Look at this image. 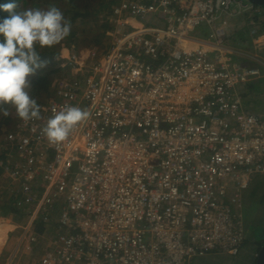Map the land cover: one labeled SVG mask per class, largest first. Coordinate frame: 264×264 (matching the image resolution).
<instances>
[{
	"label": "built area",
	"instance_id": "1",
	"mask_svg": "<svg viewBox=\"0 0 264 264\" xmlns=\"http://www.w3.org/2000/svg\"><path fill=\"white\" fill-rule=\"evenodd\" d=\"M253 8L119 0L105 50L62 52L39 118L0 136L7 198L28 215L23 253L43 243L40 264H188L241 252L242 192L264 173V113L245 106L239 87L262 71L184 41L205 26L222 37V16ZM65 106L86 118L50 143L43 128Z\"/></svg>",
	"mask_w": 264,
	"mask_h": 264
},
{
	"label": "rangeland",
	"instance_id": "2",
	"mask_svg": "<svg viewBox=\"0 0 264 264\" xmlns=\"http://www.w3.org/2000/svg\"><path fill=\"white\" fill-rule=\"evenodd\" d=\"M119 0H111V2L117 3ZM246 2H249L245 0ZM69 0H18L16 11H23L26 9H47L49 7L55 6L59 8L62 13L64 7L67 8L66 5ZM76 2H79L82 7H84V4L86 3V0H77ZM90 2V1H88ZM96 2V1H95ZM91 3L92 5L95 3ZM112 3V4H114ZM70 16V13L64 14V17L66 20H68V17ZM108 19V18H107ZM105 19L101 14H99L98 20H93L92 17H78L76 21L71 25V30L75 29V32L77 34V42L79 43L78 47L68 44L67 39L65 38L62 40V47L61 51L63 53H67L68 50L66 48H72L75 50H82L83 55H86L88 53L87 49H94L97 51H103L106 49V47L109 44V31L110 29L105 28L103 26V23ZM223 21H226L227 24L223 25V28L225 30L230 31H236L237 34H240L241 36H248L249 32V24L247 21V16L245 14H239L235 16H228L224 15L222 16L218 21L217 24L222 23ZM258 28V26H257ZM199 28L194 33H191V36H194L195 38H201L206 39L207 37L204 35H200L202 32V29ZM200 35V36H199ZM263 35H260L258 40H262L264 44V37ZM97 38L100 39V42H97ZM64 42H67L66 44ZM232 43V41H229ZM236 45V43H233ZM70 45V47H69ZM248 42L240 43L241 47H244V49L252 52L255 56L261 57L263 59L264 54V46L261 45L259 49L256 51L253 47L249 48ZM257 57V58H258ZM234 59L237 60V56L234 55ZM264 64V63H263ZM254 84V95H250L249 98H246L247 105H249L250 110L255 113H264V76L258 77L253 82ZM28 90V89H27ZM41 101H44V96L39 97ZM260 101L261 104H260ZM41 104H43L41 102ZM261 105V107H260ZM15 125V124H14ZM14 126H3L0 128V136L5 131L13 128ZM253 180L251 182V185L248 187L247 190H244L242 192V198H243V209L242 212L244 214V221L246 225V245L243 249V251L237 255H230L226 253H216L211 255H203L200 257H195L191 260V264H256V262L253 259V253L254 251L257 253L260 250L261 243L264 242V173L255 174L253 175ZM6 184V178L3 174L0 175V202L4 201L3 197L7 193L2 192L3 187ZM4 194V195H3ZM6 198V196H5ZM4 198V199H5ZM4 218H0V264H7L10 254V250H13L15 247V243L13 242L14 239H17L18 236H20V230L21 228L18 226L17 228H14L12 224H17L18 220L15 216L9 215L3 216ZM24 220V219H23ZM22 220V221H23ZM21 221V222H22ZM20 222V223H21ZM12 233L9 232V237L7 238V232L12 229ZM7 239V241H6ZM42 246L43 243L39 245L37 248V252L35 254H31L30 256L23 254L21 255V252L18 253L17 257L14 258L13 263L11 264H40L38 261L40 257V253L42 252Z\"/></svg>",
	"mask_w": 264,
	"mask_h": 264
},
{
	"label": "clouds",
	"instance_id": "3",
	"mask_svg": "<svg viewBox=\"0 0 264 264\" xmlns=\"http://www.w3.org/2000/svg\"><path fill=\"white\" fill-rule=\"evenodd\" d=\"M16 7L15 0L0 3V11L9 13L0 17V106L10 104L27 121L40 115L39 105L27 90L28 77L45 66L40 51L64 40L71 24L55 6L23 11ZM86 115L77 106L62 107L47 120L43 132L50 143H61Z\"/></svg>",
	"mask_w": 264,
	"mask_h": 264
},
{
	"label": "trees",
	"instance_id": "4",
	"mask_svg": "<svg viewBox=\"0 0 264 264\" xmlns=\"http://www.w3.org/2000/svg\"><path fill=\"white\" fill-rule=\"evenodd\" d=\"M77 0H69L67 2V8L64 7L63 12L66 15L67 13H70V16L68 17V20L70 24L72 25L78 17H85L90 16L93 18V20H98L99 14L103 16L105 19L103 26L105 28L110 29L109 31V43L112 38L111 34V26H110V19L109 15L111 14L112 7L115 4L114 2H111V0H86V3L84 4V7L79 4V2H76ZM91 3L95 2L93 5ZM10 2V0H0V3H7ZM16 5L18 0H15ZM114 3V4H112ZM256 5V4H255ZM258 6V5H256ZM240 14H245L247 16V21L249 24V32L248 36H241L240 34H237L236 31H230L226 30V40L239 42H248L249 48L254 47V39L259 36L260 32L264 29V15L260 12H256L254 8L250 11L243 12ZM9 13L6 11H0V17H6ZM236 15V14H235ZM230 15V16H235ZM239 15V14H237ZM263 15V16H262ZM229 16V15H228ZM108 18V19H107ZM226 21H223L221 26H223ZM256 25L261 26V28L257 29L255 28ZM202 32H200L201 36L204 35L207 38L210 36V33L212 32V28L209 26L202 27ZM200 29V30H201ZM256 30V35L253 33V30ZM199 35V36H200ZM77 34L74 30H71L69 35L66 37L68 44H72L73 46L76 45L78 47L79 43L77 42ZM97 42H100V39L97 38ZM71 41L72 43H70ZM63 42H59L57 45H55L52 48H45L40 51V59L45 63V66L38 69L35 74L28 77L29 80V87L28 92L32 98H34L37 102V104L41 105V102H45L49 97L50 93L53 87V83L57 75L61 74L63 71V68H61V61L64 59V56L62 55L61 47ZM65 44L67 42H64ZM230 43V42H229ZM69 45V47H70ZM264 52V51H263ZM264 55V54H263ZM254 83L249 86L251 90L254 89ZM254 91V90H253ZM244 94V93H243ZM44 96L45 100L41 101L39 97ZM262 101H260L261 103ZM6 110V111H5ZM21 118H19L16 114L15 108L11 106L10 104H5L0 106V128L3 126H14ZM0 175H1V169H0ZM10 213H12L18 222L22 221L27 217L26 212H23L19 209H17L11 202H8L7 200H4L0 203V215L1 216H7ZM44 225L40 222H37L36 229L38 232L44 231ZM264 244V242H263ZM261 244V245H263Z\"/></svg>",
	"mask_w": 264,
	"mask_h": 264
},
{
	"label": "crops",
	"instance_id": "5",
	"mask_svg": "<svg viewBox=\"0 0 264 264\" xmlns=\"http://www.w3.org/2000/svg\"><path fill=\"white\" fill-rule=\"evenodd\" d=\"M256 7H258V10L260 11V9H259V5L258 6H256ZM261 13V12H260ZM262 14V13H261ZM263 16V15H262ZM226 23V22H225ZM257 26H258V28L260 29L261 28V26H259V25H256L255 26V28H257ZM257 28V29H258ZM221 31H222V33H223V36L222 37H218V36H211V33H210V36L208 37V38H206V39H201V38H199V39H197V41L196 42H199V44H205V43H207L211 48H213L212 50H216L217 51V49H221L222 51H225V52H228V54H229V56H232V58H233V60L235 61V62H241V63H244V64H247V65H250V66H255V67H258V68H260L261 69V71H262V74L260 75V76H258V77H261V76H264V55H261V56H263V59H261V57H258V56H255L252 52H250V51H248V50H246V49H244V47H241L240 46V43L239 42H236V41H234L233 43H236V45L235 44H233V43H229L226 39L227 38H225V34H226V30L223 28V26H221ZM221 33V34H222ZM253 33H255L254 35H256V30L254 29L253 30ZM260 35H263L262 37H264V29L260 32V34H259V36H257L255 39H254V43H255V45H254V49L257 51L258 49H259V47H261V45H263L264 46V44H262L263 43V41L262 40H258V38L260 37ZM220 40V41H219ZM111 42V41H110ZM110 44V43H109ZM109 44H108V46H109ZM107 46V47H108ZM106 47V48H107ZM234 55H236L237 56V60H235L234 59ZM258 57V58H257ZM258 77H255L252 81H250V82H248L247 84H245V85H242V86H240L239 87V91L242 93L241 94V96H242V98H243V101H244V104H245V106L248 108V109H250V107H249V105H247V102H246V98H249L250 97V95H254L255 94V92L253 91V90H251V89H249L250 87L249 86H251V84L255 81V79L256 78H258ZM244 93V94H243ZM261 104V103H260ZM260 107H261V105H260ZM1 169V168H0ZM1 174H3L4 175V177L6 178V184H5V186L3 187V190H2V192H4V194H5V192H7L6 190H5V187L7 186V184H8V178H7V176H5V173L3 172V170L1 169ZM252 182V181H251ZM251 185V184H250ZM248 189V188H247ZM246 189V190H247ZM3 194V195H4ZM5 196H6V198H5ZM5 196L3 197V200H7L8 202H11L12 204H13V206H15V204H14V200L12 199V198H7V195L5 194ZM5 198V199H4ZM1 203V202H0ZM16 207V206H15ZM17 208V207H16ZM18 209V208H17ZM9 215H11V216H14L12 213H10ZM9 215H7L8 217H9ZM6 216V217H7ZM0 218H4L3 216H1L0 215ZM21 222V221H20ZM20 222H18L17 224H12L13 226H14V228H17L18 226L21 228V230H20V236H18L17 237V239H14V243H15V247L13 248V250H10V254H9V258H7L8 259V262H7V264H11V263H13V261H14V258H16L17 257V255H18V253H20L21 252V255H23V254H25V253H23V250H22V244H21V242H20V240H21V235H22V232H23V228H22V226H24L27 222H28V215H27V217L20 223ZM41 223V222H40ZM14 228H12V229H10L8 232H7V238L9 237V232L10 233H12V230L14 229ZM44 229H45V227H44ZM6 241H7V239H6ZM246 242H247V240H246ZM246 242H245V244H244V246H243V248H242V250H241V252L243 251V249H244V247H245V245H246ZM261 244H263V243H261ZM262 246V245H261ZM261 248V247H260ZM20 251V252H19ZM240 252V253H241ZM256 252L254 251V253H253V259H254V261L256 262V260H257V255L255 254ZM211 254H216V253H211ZM211 254H206V255H211ZM239 254V253H238ZM27 255V254H26ZM39 255H41V253L39 254ZM29 256V255H28ZM32 256V255H31ZM34 256V255H33ZM40 258V257H39ZM38 261H39V259H38ZM193 262V261H192ZM191 261L188 263V264H191L192 263Z\"/></svg>",
	"mask_w": 264,
	"mask_h": 264
},
{
	"label": "water",
	"instance_id": "6",
	"mask_svg": "<svg viewBox=\"0 0 264 264\" xmlns=\"http://www.w3.org/2000/svg\"><path fill=\"white\" fill-rule=\"evenodd\" d=\"M251 3L264 7V0H248ZM256 264H264V244L257 253Z\"/></svg>",
	"mask_w": 264,
	"mask_h": 264
},
{
	"label": "bare ground",
	"instance_id": "7",
	"mask_svg": "<svg viewBox=\"0 0 264 264\" xmlns=\"http://www.w3.org/2000/svg\"><path fill=\"white\" fill-rule=\"evenodd\" d=\"M184 44L186 45L187 48H196L199 45V42H194V41H184ZM206 48L208 49H213L211 48L207 43L204 44Z\"/></svg>",
	"mask_w": 264,
	"mask_h": 264
},
{
	"label": "flooded vegetation",
	"instance_id": "8",
	"mask_svg": "<svg viewBox=\"0 0 264 264\" xmlns=\"http://www.w3.org/2000/svg\"><path fill=\"white\" fill-rule=\"evenodd\" d=\"M260 12L264 15V7L259 6Z\"/></svg>",
	"mask_w": 264,
	"mask_h": 264
}]
</instances>
